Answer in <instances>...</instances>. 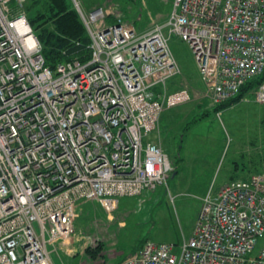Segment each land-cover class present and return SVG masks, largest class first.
<instances>
[{
    "label": "built area",
    "instance_id": "1",
    "mask_svg": "<svg viewBox=\"0 0 264 264\" xmlns=\"http://www.w3.org/2000/svg\"><path fill=\"white\" fill-rule=\"evenodd\" d=\"M73 1L90 57L54 70L27 0H0V264H55L82 203L113 214L122 198L168 185L170 158L149 137L191 99L187 87L166 89L182 73L173 37L189 46L214 105L264 73V0H173L169 18L144 31ZM255 101L264 105V79ZM118 264H264V173L208 192L182 245L148 241Z\"/></svg>",
    "mask_w": 264,
    "mask_h": 264
},
{
    "label": "rangeland",
    "instance_id": "2",
    "mask_svg": "<svg viewBox=\"0 0 264 264\" xmlns=\"http://www.w3.org/2000/svg\"><path fill=\"white\" fill-rule=\"evenodd\" d=\"M28 1L23 8L27 18ZM79 1L87 11L104 8L106 24L122 19L138 31L165 22L173 4V0ZM67 2L75 8L73 0ZM171 47L182 73L168 80L166 89L187 87L191 99L167 110L163 120L164 130L171 132L167 136L162 131L170 144L159 141L173 167L168 185L154 195L122 198L113 214L97 202L82 203L71 243L54 252L55 264H118L148 241L182 245L194 233L205 195H215L234 179L236 166L237 174L257 169L264 173V105L255 101L256 86L217 113L187 43L173 37ZM161 126L160 120L154 133L159 135Z\"/></svg>",
    "mask_w": 264,
    "mask_h": 264
},
{
    "label": "trees",
    "instance_id": "3",
    "mask_svg": "<svg viewBox=\"0 0 264 264\" xmlns=\"http://www.w3.org/2000/svg\"><path fill=\"white\" fill-rule=\"evenodd\" d=\"M27 9L29 23L42 46L46 63L56 69L60 63L73 59L85 61L91 53V38L76 9L67 0H29ZM264 79V73L247 82L240 93L229 101L215 105V110L222 109L240 101L243 96ZM178 170L176 169L174 173ZM261 173L260 170H256Z\"/></svg>",
    "mask_w": 264,
    "mask_h": 264
},
{
    "label": "crops",
    "instance_id": "4",
    "mask_svg": "<svg viewBox=\"0 0 264 264\" xmlns=\"http://www.w3.org/2000/svg\"><path fill=\"white\" fill-rule=\"evenodd\" d=\"M172 10V9H171ZM229 107V106H228ZM227 108V107H226ZM225 109V108H224ZM171 111V110H170ZM167 110L162 114V119H161V122H162V126H161V130H160V134H156V133H152L149 137L150 140L152 141H156V142H159V141H162L164 142L166 145L170 144L169 140H167L165 137L163 138V134H162V131L164 130V126H163V120L164 118L166 117V113ZM172 119V118H171ZM164 132L166 133L167 136H171L169 134H171V132L168 130V129H165ZM240 169V167L236 166L234 168V171H235V174L236 176L235 177H232L234 179H231V180H235V179H240V178H248L249 176H251L252 174H256L257 172L254 171L253 173H249V174H246V175H241L240 173H236L238 172ZM178 173V171L175 173V175ZM174 177V176H173ZM220 191V189L215 193L217 194L218 192Z\"/></svg>",
    "mask_w": 264,
    "mask_h": 264
}]
</instances>
